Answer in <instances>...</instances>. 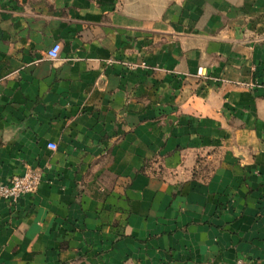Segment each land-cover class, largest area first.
Returning a JSON list of instances; mask_svg holds the SVG:
<instances>
[{"label": "crops", "instance_id": "crops-1", "mask_svg": "<svg viewBox=\"0 0 264 264\" xmlns=\"http://www.w3.org/2000/svg\"><path fill=\"white\" fill-rule=\"evenodd\" d=\"M25 170L0 264H264V0H0V183Z\"/></svg>", "mask_w": 264, "mask_h": 264}, {"label": "built area", "instance_id": "built-area-1", "mask_svg": "<svg viewBox=\"0 0 264 264\" xmlns=\"http://www.w3.org/2000/svg\"><path fill=\"white\" fill-rule=\"evenodd\" d=\"M59 44L53 43L46 50V56L49 59H55L58 55ZM141 66H144L140 63ZM136 64H127V68L133 69ZM195 76L203 79H212L211 76L207 74L204 67L198 66L195 70ZM48 149L54 150L56 148L53 142H48L46 144ZM40 175L36 171L25 170L20 175H13L7 183H0V201H5L7 203L14 204L19 196L23 194H33L39 183ZM232 264H257L256 262L246 259L243 257H237Z\"/></svg>", "mask_w": 264, "mask_h": 264}]
</instances>
